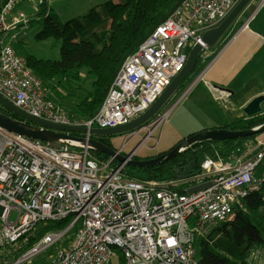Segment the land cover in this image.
Masks as SVG:
<instances>
[{
  "label": "built area",
  "instance_id": "built-area-1",
  "mask_svg": "<svg viewBox=\"0 0 264 264\" xmlns=\"http://www.w3.org/2000/svg\"><path fill=\"white\" fill-rule=\"evenodd\" d=\"M239 1L184 2L126 59L90 120L71 118L48 98L49 91L14 47L17 34L0 38V95L28 114L56 123L87 128L126 124L184 69L195 44L207 52L203 34ZM20 2L8 0L0 10V32L27 21L24 12L14 11ZM170 113L157 114L145 126L142 144ZM133 135L126 136L127 143ZM263 161L264 141L250 146L246 157L232 165L206 160L193 178L205 187L193 190L191 178H129L114 157L102 160L88 148L46 143L0 128V264H198L197 242L229 221L235 204L241 206L264 183V177L259 182L255 178ZM65 219L62 226L37 231L40 223ZM8 248L19 255L11 257ZM248 262L264 264V247L253 249Z\"/></svg>",
  "mask_w": 264,
  "mask_h": 264
},
{
  "label": "trees",
  "instance_id": "trees-1",
  "mask_svg": "<svg viewBox=\"0 0 264 264\" xmlns=\"http://www.w3.org/2000/svg\"><path fill=\"white\" fill-rule=\"evenodd\" d=\"M26 1L28 0H22L14 11H21L18 9ZM187 1L189 0H108L100 8H92L87 15L62 22L50 10V1L41 0L35 18L30 21L26 17L25 23H20L4 33L0 32V38L7 36V40L13 34L18 35L13 43L18 55L50 91L48 98L54 102L56 98L64 97L61 95V89L64 88L62 85L71 80H79L82 70L86 69L87 75L93 79L92 91L76 105L71 115L68 114L71 118L85 121L92 119L99 111L126 59ZM7 2L8 0H0V10ZM35 24L41 25V30L36 35L38 40L53 37L61 41L59 60L40 59L22 52L27 30ZM22 31L26 32L22 34ZM198 65L199 59L185 82L191 78ZM0 110L14 117L5 109ZM262 124L264 112L252 117L244 115L220 128L243 130ZM258 135L226 141H204L160 165L141 168L127 166L125 170L132 178L140 180L178 179L187 165L198 170L207 158L224 161L234 159L250 143H256ZM94 138L113 147L109 137ZM214 146L218 148V159ZM90 153L99 159H108V156L95 150ZM136 158L145 159L140 156ZM150 158L153 157H146ZM183 162L185 164L182 171L177 172V164ZM261 177H264V161L255 172L258 182ZM248 195L242 200L241 206L239 203L235 204L234 215L229 221L216 226L207 237L197 242L196 256L199 264H249L248 258L253 249L264 247V216L260 213V208L264 207V183H260L259 188L250 191ZM211 240L213 246L210 245Z\"/></svg>",
  "mask_w": 264,
  "mask_h": 264
},
{
  "label": "water",
  "instance_id": "water-1",
  "mask_svg": "<svg viewBox=\"0 0 264 264\" xmlns=\"http://www.w3.org/2000/svg\"><path fill=\"white\" fill-rule=\"evenodd\" d=\"M252 0H240L230 14L215 28L205 32L202 36V41L208 47L214 46L225 31L233 24L236 18L242 13L247 5ZM204 48L200 43L195 44L189 54L184 69L179 72L172 81L168 84L165 90L159 95L156 101L143 112L140 116L132 121L110 128H87L81 125L62 124L53 121L44 120L16 107L2 95H0V108L10 112L13 116H9L0 110V128L21 135L30 139L40 140L46 143L68 145L75 148H88L95 150L109 157H115L120 163H125L132 167H151L160 165L164 162L175 159L181 155L186 149L204 141H226L234 140L243 137L253 136L264 133V124L243 130H231L226 128H211L201 132L189 135L183 142L171 150L164 152L150 159H137L129 156L117 154V150L108 146L94 137H115L118 135H126L130 132H138L146 124L154 118L170 101L172 96L181 88L187 77L193 71L197 60L203 54ZM215 87L220 91H228L222 87ZM264 103V94L254 97L245 107L244 112L249 117L258 115L262 112ZM93 136V137H91ZM185 162L177 164L178 168L184 165ZM177 172L178 169H177ZM186 174L180 176L181 179H186L199 173V170L194 172L191 165L185 168ZM184 193V190H180Z\"/></svg>",
  "mask_w": 264,
  "mask_h": 264
},
{
  "label": "rangeland",
  "instance_id": "rangeland-1",
  "mask_svg": "<svg viewBox=\"0 0 264 264\" xmlns=\"http://www.w3.org/2000/svg\"><path fill=\"white\" fill-rule=\"evenodd\" d=\"M40 1L41 0H28L21 6L19 5L20 7L18 10L23 11L26 17H28V19L31 21V19L36 17V11L38 9V4L40 3ZM48 1H50V10L53 12V14H55L62 22H67L73 18L87 15L92 8H100V6L108 0ZM243 14L244 15L242 19L237 23L243 22L251 16H253L251 17V19H253L255 16L256 18H258H255L256 20L254 22L258 20L257 23H264V0H252L247 5L246 12ZM40 30V24H35L29 27L23 43L22 52L34 55L35 57L40 59L59 60L61 58V41L53 37L44 40H38L36 38V35ZM194 79L195 76L193 75L187 82L182 85V87L172 96L170 101L160 111L161 113H163L165 111L171 110L169 119L163 124V126L155 131L154 136H152L151 134L147 137V144H144L143 147L138 148V156H157L160 153L167 152L170 149L176 147L191 134H195L207 129L210 130L211 128H219L218 126H215L221 125V123L219 122L223 116V111L219 107L216 106L215 111H209L206 117L201 115L200 111L198 112L197 117L190 111V106L192 105V95L190 96L187 91L193 85ZM92 80L93 79L87 75V70H82L81 78L79 80H71L70 82H65L62 85L64 87V90L61 89V95L64 97L56 98V103L59 104L67 114L71 115L76 105L79 104L88 95V93L92 91ZM142 135H144V133L137 134L128 143L125 140L127 135H118L113 137L111 139V142L114 149L120 150L121 148H123V153L128 154L139 144ZM152 148V151H146ZM214 150L218 159V148L214 146ZM146 153L147 155H145ZM222 162L227 163L228 165H232L233 159L230 161L223 160ZM127 175L129 178H132L128 173ZM15 217L16 213H13L12 219H14ZM48 224L51 223L48 222ZM45 225L46 223H40L37 226V231L45 227ZM49 228L50 227H48V229ZM210 245L213 246L212 240L210 242ZM7 251H9L8 254L11 257L15 258L19 255V253L10 252V248H8ZM4 252L5 250H3V253Z\"/></svg>",
  "mask_w": 264,
  "mask_h": 264
},
{
  "label": "crops",
  "instance_id": "crops-1",
  "mask_svg": "<svg viewBox=\"0 0 264 264\" xmlns=\"http://www.w3.org/2000/svg\"><path fill=\"white\" fill-rule=\"evenodd\" d=\"M245 12L246 8L217 43L200 56L198 68L191 75L195 76L194 83L187 91L192 95L190 111L196 117L199 111L206 117L216 106L223 111L221 125H215L218 127L244 116V107L254 97L264 94V23L254 22L258 19L256 16L237 23ZM212 85L228 90V94L213 91ZM256 139L264 141V134ZM154 156L147 155L148 158ZM190 186L197 190L205 184ZM260 213L264 216V207L260 208Z\"/></svg>",
  "mask_w": 264,
  "mask_h": 264
},
{
  "label": "clouds",
  "instance_id": "clouds-1",
  "mask_svg": "<svg viewBox=\"0 0 264 264\" xmlns=\"http://www.w3.org/2000/svg\"><path fill=\"white\" fill-rule=\"evenodd\" d=\"M190 50H191V49H190ZM189 52H190V51H189ZM204 53H205V52H203V54H204ZM203 54H202V55H203ZM171 81H172V80H171ZM211 88H212V89L215 88V89L218 91V89H217L215 86H213V85L211 86ZM219 92H223V91H220V90H219ZM224 93H228V92H225V91H224ZM155 101H156V100H155ZM155 101H154V102H155ZM154 102H153V103H154ZM263 104H264V103H263ZM263 104H262V107H263ZM149 108H150V107H149ZM149 108H148V109H149ZM262 112H263V110H262ZM262 112H261V113H262ZM159 113H161V112H159ZM159 113H158V114H159ZM261 113H259V114H261ZM245 116H248V115L245 114ZM155 117H156V116H155ZM248 117H249V116H248ZM75 119H76V118H75ZM152 119H153V118H152ZM152 119H151V120H152ZM168 119H169V118H168ZM151 120H150V121H151ZM131 121H132V120H131ZM150 121H149V122H150ZM149 122H148V123H149ZM148 123H147V124H148ZM147 124H146V125H147ZM122 125H123V124H122ZM118 126H119V125H118ZM115 127H116V126H115ZM92 128H101V127H92ZM105 128H110V127H105ZM144 128H145V126H144L141 130H139L138 132H130V133L126 134V135L134 134L133 137H132V138H134L137 134H140V133L143 134V133H144V135H142V138H141V141L139 142V144H138V145H137V146H136V147H135L130 153H128V154L118 153L120 150L115 149V150H117V154L131 157V156H130L131 153L137 149L136 154H135L134 156L131 157V158H136V157L138 156V148H139V147H143V145H144V144H142V143H143V139H144V137H145V135H146V133H147V132L145 131ZM219 128H220V127H219ZM262 134H264V133H262ZM259 135H260V134H259ZM91 137H93V136H91ZM109 138L112 139L113 137H109ZM132 138H131V139H132ZM131 139H130V140H131ZM258 142H259V141L257 140L256 143H250V144L246 147L245 151H244L241 155L236 156V157L233 159V163H234L237 159H239V158H241V157H246V152L249 150V147H250V146H254V145H256ZM146 144H147V143H146ZM73 148H75V147H73ZM89 151H91V150H89ZM159 155H160V154H159ZM92 156H93V155H92ZM94 157H95V156H94ZM155 157H156V156H155ZM96 158H97V157H96ZM108 158H111V157L108 156ZM114 158H115V157H114ZM115 159H116V158H115ZM137 159H138V158H137ZM207 160H213V159H207ZM116 161H117L118 164H124V165H125V168L128 166V165L125 164V163H120L117 159H116ZM205 161H206V160H205ZM205 161H204V162H205ZM213 161H216V162H218V163L221 164V162H222L223 160L220 159V160H213ZM222 163H223V162H222ZM261 163H262V162H261ZM261 163H260V164H261ZM223 164H227V163H223ZM182 166H183V165H181L180 167H182ZM125 168H124V171H125V174L127 175ZM201 169H202V166H201ZM201 169H198L199 172L201 171ZM178 170H180V169H178ZM179 172H180V171H179ZM182 175H184V174H182ZM182 175H180V176H182ZM127 176H128V175H127ZM180 176H179V177H180ZM179 177H178V178H179ZM194 177H195V175H194V176H191V177H189V178H191V182H192V184L195 183V184L197 185L198 182H197V180H193ZM133 179H135V178H133ZM207 179H209V178H206V181H208ZM138 180H140V179H138ZM203 181H205V179H204Z\"/></svg>",
  "mask_w": 264,
  "mask_h": 264
},
{
  "label": "bare ground",
  "instance_id": "bare-ground-1",
  "mask_svg": "<svg viewBox=\"0 0 264 264\" xmlns=\"http://www.w3.org/2000/svg\"><path fill=\"white\" fill-rule=\"evenodd\" d=\"M192 170L194 171V172H196V171H198V170H194L193 168H192ZM198 174V173H197ZM196 174V175H197ZM249 196V195H248ZM234 213V212H233ZM232 215H234V214H232ZM67 220L68 219H65V220H51V221H47L46 222V225H45V228H48V227H51V226H55V227H59V226H62L65 222H67ZM48 222L49 223H51V224H48ZM38 234H40V233H38ZM198 264H199V261H198Z\"/></svg>",
  "mask_w": 264,
  "mask_h": 264
},
{
  "label": "flooded vegetation",
  "instance_id": "flooded-vegetation-1",
  "mask_svg": "<svg viewBox=\"0 0 264 264\" xmlns=\"http://www.w3.org/2000/svg\"><path fill=\"white\" fill-rule=\"evenodd\" d=\"M179 164V163H178ZM179 169L182 171V167H179ZM180 170H178V171H180ZM183 174H186V172H184Z\"/></svg>",
  "mask_w": 264,
  "mask_h": 264
}]
</instances>
